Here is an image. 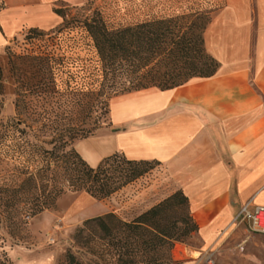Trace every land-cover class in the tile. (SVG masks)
I'll return each mask as SVG.
<instances>
[{"label":"crops","instance_id":"obj_1","mask_svg":"<svg viewBox=\"0 0 264 264\" xmlns=\"http://www.w3.org/2000/svg\"><path fill=\"white\" fill-rule=\"evenodd\" d=\"M60 1L72 0H0V47L22 30L60 24ZM205 45L220 64L214 76L121 96L112 133L79 149L92 167L114 154L159 162L170 193L189 199L200 242L193 257L264 264V235L236 221L245 205L264 207V0H228Z\"/></svg>","mask_w":264,"mask_h":264},{"label":"trees","instance_id":"obj_2","mask_svg":"<svg viewBox=\"0 0 264 264\" xmlns=\"http://www.w3.org/2000/svg\"><path fill=\"white\" fill-rule=\"evenodd\" d=\"M217 9L186 8L180 13L118 28L110 27L101 13L95 11L81 25L71 29L83 41L87 56L80 58L63 52L36 59L42 81L47 70L51 74L54 83L48 93L51 99H56L57 104L64 99V104L71 109L82 107L84 115L79 122L64 129L54 128L53 147L47 151L49 155L43 164L35 166L26 159L19 174L23 177L22 185L43 189V192L51 186L53 197L48 203L38 202V195L22 196L21 211L37 215L53 207L55 198L66 189L86 192L98 200L107 199L160 165L155 161H132L123 154H114L92 167L71 145L76 140L88 139L100 127L101 114L90 120L95 101L99 110L107 114V101L114 97L151 88L172 90L193 79L214 76L220 64L206 49L205 33L212 22L210 15ZM54 11L64 18V9ZM57 80L66 85L64 92L57 89ZM36 94L41 98L40 93ZM24 109H28L27 105ZM29 128L33 129L30 126L18 128L21 130L17 137L27 153H31L30 148H37L29 142L32 136ZM5 206L11 215L10 209L15 205L7 202ZM94 227L109 240L116 254L119 253L121 264H179L172 259L175 243L199 231L189 199L182 191L172 194L132 222H124L113 213L87 220L77 236ZM0 264H8L6 256L0 255ZM70 264L80 263L71 256Z\"/></svg>","mask_w":264,"mask_h":264},{"label":"rangeland","instance_id":"obj_3","mask_svg":"<svg viewBox=\"0 0 264 264\" xmlns=\"http://www.w3.org/2000/svg\"><path fill=\"white\" fill-rule=\"evenodd\" d=\"M177 1H60L54 6V9H64L65 16L61 17L60 24L51 29L22 30L0 47V255L6 256L8 264H70L71 256L80 264H121L118 261L119 253L116 254L100 230L94 227L81 236H77V231L85 221L109 213L124 222H132L172 195L163 167L155 165L142 178L107 199L98 200L86 192L66 189L55 198L53 207L32 216L21 211L24 204L22 196L38 195V202L50 203L52 187L48 186L43 192V189L35 190L22 185L23 177L19 174L26 165V159L34 162L35 166L43 164L44 158L49 155L47 151L53 147L51 141L55 127L64 129L79 122L84 115L82 107L71 109L64 104V99L58 104L56 99H51L48 94L54 88L51 74L47 70L42 81L43 75L38 72L36 59L62 55L63 52L74 57L87 56L83 41L71 29L81 25L95 11L101 13L110 27L118 28L180 13L186 8L217 7L210 15L213 21L228 4V0H180L182 2L179 4ZM57 85V89L64 92L66 85L60 84L59 80ZM36 91L41 94V98ZM121 96L107 101V114L99 110L100 106L94 102L93 118L90 120L100 114L102 120L100 127L89 138L112 133L111 111ZM24 105L28 109L25 110ZM22 122L24 125H21ZM27 126L33 128H29L32 130L29 142L37 146L34 150L30 148L31 153L25 152L26 149L17 139L21 130L18 128ZM85 140H76L71 147L88 163L79 149ZM7 202L15 205L13 210L10 209L11 215H8L9 210L5 206ZM199 246L196 234L175 243L173 261L179 264H209L207 258L198 259L199 256L195 258L191 255Z\"/></svg>","mask_w":264,"mask_h":264},{"label":"built area","instance_id":"obj_4","mask_svg":"<svg viewBox=\"0 0 264 264\" xmlns=\"http://www.w3.org/2000/svg\"><path fill=\"white\" fill-rule=\"evenodd\" d=\"M237 222L246 223L253 233L264 235V207L245 205L236 218Z\"/></svg>","mask_w":264,"mask_h":264}]
</instances>
